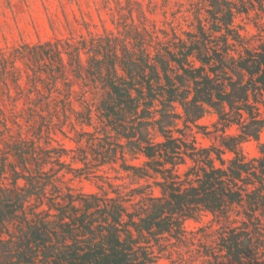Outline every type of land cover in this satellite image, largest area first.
Here are the masks:
<instances>
[{"label": "trees", "instance_id": "obj_1", "mask_svg": "<svg viewBox=\"0 0 264 264\" xmlns=\"http://www.w3.org/2000/svg\"><path fill=\"white\" fill-rule=\"evenodd\" d=\"M225 2L222 7L219 0L211 1L212 17L224 23H214L216 30L228 28L233 22L235 7L229 0ZM243 4L248 14L259 8L255 2L243 0ZM260 8L264 11V4ZM200 30L205 35L202 25ZM231 31L228 28L222 32L225 45L221 51L210 53L211 48L203 38L200 42L184 41L182 47L173 42L163 52L160 48L145 56L125 49L126 58L119 65L124 74L114 60L105 66L103 86L107 92L102 100H96L95 109L88 110L83 123L93 125L94 115L103 122L102 127L94 124V131H85L90 146L97 145V134H102L99 137L105 140L111 136L117 140L95 154L92 148L89 152L93 156L83 161L104 165L115 162L119 152L124 161L125 150L144 154L145 164L122 165L139 176L157 172L159 178H155L154 184L161 194L147 193L134 212L116 201L119 195L106 196L100 192L82 197L62 193L58 188V197L62 196L66 202H47L49 198L44 195L49 182L36 177L35 169L25 162L28 158L23 157L32 151L16 146L13 155L22 160L21 170L11 164V186L5 187L0 182V264H155V247L172 253L167 249L171 241L163 243V240L181 239L185 220L197 219L200 212L218 217L221 223L213 236L212 252L209 248L200 249L205 252L204 257L216 258L222 253L232 264H264V230L259 229L256 219V212L264 204V142L258 145L257 157L246 160L240 153L244 141L258 140L264 130V116L258 106V96L264 105V34L261 44L249 49L235 31L233 41L239 46L236 56L227 47ZM98 54L90 58L97 65L103 62V58H97ZM210 108L216 110L220 119L238 123L240 128L235 135L223 136L217 148L197 146L195 140L184 137L185 129L177 127L179 120L184 127L197 122ZM242 114L245 117L240 120ZM151 126L163 140H151ZM82 143L78 140L79 149L87 155ZM49 149L43 166L50 163L52 151L57 152L58 161L65 154L63 148ZM225 151L232 152L234 157L227 160L223 156ZM60 163L63 167L66 162ZM66 164L76 173L75 178L80 177L77 171L83 167ZM181 165L187 166L183 172L178 170ZM4 167L5 164L0 165V177ZM43 168L40 166L37 171L47 174L48 170ZM84 173L87 177H99L92 168ZM19 179H24L25 185L20 186ZM30 198L36 202L28 207ZM237 207L238 224L232 226L224 218ZM144 209L150 211L147 217L141 214ZM8 223L14 224L13 230ZM180 263L181 260L170 258L168 264Z\"/></svg>", "mask_w": 264, "mask_h": 264}, {"label": "rangeland", "instance_id": "obj_2", "mask_svg": "<svg viewBox=\"0 0 264 264\" xmlns=\"http://www.w3.org/2000/svg\"><path fill=\"white\" fill-rule=\"evenodd\" d=\"M211 1L0 0V165L5 164L4 173L0 177L1 184L11 186V164L21 170L19 161L22 160L13 155L16 146L21 145L24 146V151H32L23 156L28 158L25 161L28 167L35 169L33 173H37L36 177L49 182L44 195L46 199L49 198L47 202H66L62 196L58 197V188L62 193L72 192L82 194V197L100 192L106 196L119 195L116 201L124 204L129 212H134L139 209V201L147 193L160 195V188L154 184L155 178H159L157 172L151 171L145 176H139L122 165L145 164L147 158L140 152L125 150L124 161L120 157L122 152H119L115 162L98 165L90 161L85 164L83 160L93 156L89 152L92 148L95 154L111 143L114 145L113 142L117 139L111 136L105 140V137H99L102 134L96 133L97 145L90 146V140L87 141L89 136L85 135V131L92 132L96 124L102 127L103 122L96 115L93 117V125L83 122L88 110L95 109L96 100H102L107 92L106 86H103L106 79L105 66L114 60L119 72L124 74L119 65L126 58L123 52L125 49L145 56L147 53L154 54L160 48L163 52L173 42H178L182 47L184 41L200 42L204 38L211 48L210 53L212 50L221 51L225 45L221 34L227 32L228 28L233 29L227 46L231 54L238 55L239 46L232 37L235 31L243 37V42L249 49L261 44L264 11L260 7L264 0H247L255 2L259 7L252 9L249 14L244 12L243 0H229L232 7H235V14L229 27L222 26V30L214 29V23H224L212 17ZM219 2L222 7L226 6L225 0ZM217 16H220V12ZM200 25L204 27L205 35L200 30ZM96 52L100 53L97 58H103L99 65L90 60ZM262 100L258 96L260 114L264 116ZM244 117L242 114L240 120ZM178 122L177 127L186 130L184 137L195 140L199 147H220L223 136L235 135L240 131L238 123L223 121L213 108L189 126L184 127L182 120ZM175 135H178L176 131ZM149 136L154 142L163 140L153 126L149 129ZM78 140L83 142L82 149L88 150L87 155L79 149ZM260 142H264V130L258 140L244 141L240 153L246 160L259 156ZM48 148H63L62 152L65 151V154L58 161L55 160L57 152L52 151L48 159L50 163L43 166L42 162L47 161ZM223 156L230 160L234 154L225 151ZM63 161L73 168L83 167L81 171H77L81 174L80 177L75 178L76 173L66 163L62 167L60 162ZM40 166L48 170L47 174L37 171ZM186 167L181 165L178 170L183 172ZM88 168L97 171L99 177H87L84 172ZM17 182L20 186L25 185L24 179ZM35 202L30 198L26 205L29 207ZM263 205L256 212L257 226L262 230ZM238 209H231L230 217L224 218L232 226L238 224L235 222ZM141 214L147 217L150 211L146 209ZM224 225L227 226V223ZM183 226V241L175 237L162 239L163 243L171 241L167 249L172 250V253H165L166 250L161 252L155 247V264H168L170 258L181 260L180 264H232L222 253L211 259L202 254L208 248L212 252L215 230L221 226L218 217L213 218L208 212H200L197 219H187ZM8 227L13 230L14 224L8 223ZM3 236L7 237L6 234Z\"/></svg>", "mask_w": 264, "mask_h": 264}]
</instances>
